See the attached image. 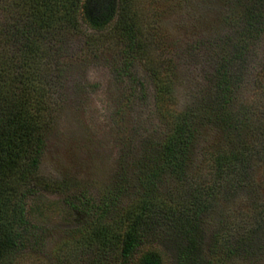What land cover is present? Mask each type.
<instances>
[{"label":"rangeland","instance_id":"1","mask_svg":"<svg viewBox=\"0 0 264 264\" xmlns=\"http://www.w3.org/2000/svg\"><path fill=\"white\" fill-rule=\"evenodd\" d=\"M51 1L52 20L44 13L42 18L47 14L48 19L35 33L38 53L25 57L28 63L38 62L32 84L45 91L41 99L46 129L33 170L38 195L57 206L62 198L82 193L97 201L122 175L129 186L121 197L120 206L125 207L134 198L137 160L150 152V145L162 142L186 105L206 99L211 91L207 52L195 45L239 21L238 0H129L137 28L136 54L110 27L98 30L85 22L107 7L116 12L117 0ZM30 6V0H0V60L15 50L8 28L30 18ZM257 52L258 63L236 91L234 108L246 106L249 114L230 134L206 124L199 127L186 171L190 186L212 182L217 153L238 140H264V116L254 114L264 105L257 88L264 33ZM251 162L250 177L242 181L250 187L233 195L219 187L202 216L203 250L214 264H264V213L258 212L264 205V164ZM7 181L19 192L31 185L11 176ZM166 184L171 192L166 199H175L180 190L174 182ZM116 213L104 215L108 233L98 238L84 228L86 218L80 214L51 216L36 224L34 245L11 255L6 264H117V239L124 224L114 220ZM259 225L261 241L252 256L229 252L240 233Z\"/></svg>","mask_w":264,"mask_h":264},{"label":"trees","instance_id":"2","mask_svg":"<svg viewBox=\"0 0 264 264\" xmlns=\"http://www.w3.org/2000/svg\"><path fill=\"white\" fill-rule=\"evenodd\" d=\"M128 4L129 0H117L116 12L107 7L95 17L85 18V22L98 30L110 27L136 54L137 28ZM30 5V18L22 26L11 24L8 28L7 38L15 50L0 60V264L31 248L36 224L54 215L68 218L80 214L86 218L82 226L91 236L106 237L109 224L102 218L113 210L117 212L114 220L124 224L117 239V264H214L204 254L202 216L210 209L219 187H225L232 195L241 187H250L245 182L242 185V181L250 177L251 161L257 159L264 164V140H238L236 145L214 155V174L207 187L190 186L192 181L186 171L200 126L218 127L230 134L240 128V119L249 114L246 106L234 108L236 91L258 63L257 46L264 33V0H238L239 21H233L226 32L214 33L195 45L207 52L211 91L206 99L186 105L162 142L155 147L150 145V152L137 160L135 183L131 186L134 198L125 207L120 206L121 197L129 186L124 185L127 180L122 175L97 201L82 193L62 198L57 206L56 201H43L38 195L39 182L33 170H37L46 129L41 99L45 91L32 84L38 62L28 63L25 57L28 53L29 57L37 55L35 33L46 21L44 18L48 19L47 14L51 16L55 5L51 0H30ZM44 13L47 14L42 18ZM47 25L49 22L44 26ZM23 45L26 51L19 48ZM261 66L257 88L264 96V63ZM261 107L254 110L256 117L264 116V105ZM9 176L31 185L19 192L8 184ZM166 180L180 190L173 200L166 199L171 197L170 188L164 185ZM261 206L258 212L263 214L264 205ZM259 233L260 225L251 226L240 233L235 249L228 246L229 252L252 256L253 248L261 241Z\"/></svg>","mask_w":264,"mask_h":264}]
</instances>
